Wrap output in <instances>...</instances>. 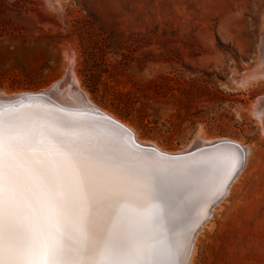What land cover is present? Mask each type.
Masks as SVG:
<instances>
[{
	"label": "rangeland",
	"instance_id": "rangeland-1",
	"mask_svg": "<svg viewBox=\"0 0 264 264\" xmlns=\"http://www.w3.org/2000/svg\"><path fill=\"white\" fill-rule=\"evenodd\" d=\"M263 41L264 0H0V91L37 93L66 70L162 150L233 140L246 169L193 264H264V132L249 108L264 98Z\"/></svg>",
	"mask_w": 264,
	"mask_h": 264
},
{
	"label": "snow or ice",
	"instance_id": "snow-or-ice-1",
	"mask_svg": "<svg viewBox=\"0 0 264 264\" xmlns=\"http://www.w3.org/2000/svg\"><path fill=\"white\" fill-rule=\"evenodd\" d=\"M210 147L146 151L107 117L39 95L0 105V264H188L207 215L199 177L210 171L219 199L243 163L239 145ZM193 203L201 213L181 228Z\"/></svg>",
	"mask_w": 264,
	"mask_h": 264
},
{
	"label": "bare ground",
	"instance_id": "bare-ground-1",
	"mask_svg": "<svg viewBox=\"0 0 264 264\" xmlns=\"http://www.w3.org/2000/svg\"><path fill=\"white\" fill-rule=\"evenodd\" d=\"M263 43H264V41H263ZM261 46H262V44H261ZM259 47H260V45H259ZM260 55H259V57H260V60H261V52L259 53ZM66 59V58H65ZM69 61H71V60H69ZM258 61V60H257ZM259 62V61H258ZM261 62H262V64H263V67H262V70H261V76H263L264 77V61H262L261 60ZM257 63V62H256ZM67 64V63H66ZM258 64V63H257ZM260 64V63H259ZM68 66V65H67ZM258 66V65H257ZM261 66V65H260ZM69 67V66H68ZM68 67H66V68H68ZM261 67H259V69H260ZM65 72H66V70H65ZM65 72H63V75H61V78L58 80V81H56V82H54L53 84H51V85H49V86H46V87H44L43 89H41L42 91H47L48 89H50V88H52V87H54V86H56V85H60V89H63V91H65V90H67V89H69V87H67V86H72V88L71 89H69V90H71V93L70 92H68V93H65V95H71V97L76 101L77 100V98H79V97H81V92H83V91H81V89H77V86L75 85V80H77L76 78H73L74 77V75L73 76H69V74H64ZM73 72V71H72ZM254 72V71H253ZM260 72V71H259ZM69 73V72H68ZM74 73V72H73ZM72 73V74H73ZM251 75H252V73H250ZM253 74H256L257 75V73H253ZM248 75V74H247ZM250 75V76H251ZM73 79H75V80H73ZM253 77H255V76H253ZM258 78H260V75L259 76H257ZM244 79V78H243ZM242 78H241V80H242V82L243 83H245V82H247L250 78H245L244 80H243ZM240 80V81H241ZM239 83V82H238ZM239 85H240V83H239ZM247 86V85H246ZM81 88V87H80ZM2 91V90H1ZM1 91H0V102H9V101H13V99L15 98V97H19V96H22V95H24V94H28V93H23V92H17V93H10V92H7V93H4V92H2V94H1ZM42 91H39V92H37V93H34V94H38V93H40V92H42ZM84 93V92H83ZM86 95H88V94H86ZM85 95V96H86ZM68 96V97H69ZM82 97L84 98V94H82ZM86 98V97H85ZM88 98V97H87ZM88 100V99H87ZM71 101V100H70ZM249 108H251V112L254 114V116L256 117V120H257V124H258V126H259V128L261 129L260 131H262V132H264V128H262V122H264V98H262V97H258V99L256 100V103L254 104V105H252V107H249ZM95 109H99V108H95ZM86 111V110H85ZM99 111V110H98ZM104 110H102V112L101 111H99V112H101V113H103V115H105L106 117H108V118H110L112 121H114L117 125H119V126H121V127H123V128H125V129H127L128 131H129V133L131 134V136H132V138L134 139V141H135V143L137 144V145H139L142 149H144V150H146V151H149V150H155V151H157V152H161V153H164V154H166V155H176V156H179V157H181V158H185V159H191L192 158V156H196V157H199L200 156V153L201 152H203V153H211V152H214V149L213 148H211L210 147V142H213V141H220V142H222V143H224V142H227V143H233V144H235L234 142H232L233 140H229V139H219V140H217V139H215V140H211L210 138H206V139H204V140H201V139H199V138H201V137H197L196 136V138L194 137V139H193V141H191V144H190V146L189 147H187V148H185V149H181V150H177V151H175V152H170V151H165V149L164 150H162V149H160V148H158V146H157V144L156 145H153V144H150L151 142L149 141V142H145V140L143 139V141H141V140H139V139H137L135 136L136 135H134V131H133V129L132 128H130L126 123H124V121L122 122V121H120V120H118V119H116V118H114V117H112L111 115H108L109 114V112L107 113V114H105L104 112H103ZM87 113H89V114H93L94 115V113H91V111L89 110V112L88 111H86ZM253 116V115H252ZM131 126V125H130ZM138 135V134H137ZM199 136V135H198ZM140 137V136H139ZM236 142V141H235ZM237 143H238V141H237ZM240 144H241V142H240ZM243 146V145H242ZM245 146V145H244ZM246 147V146H245ZM162 148H163V146H162ZM246 157H245V159H244V156H243V163H242V168H241V170L238 172V174L234 177V179L227 185V193H226V195L224 196V197H222L215 205V207L214 206H212V207H214L213 208V210H211V208H210V216H212V218L210 219V220H208V222H206L205 224H204V222L206 221H204L203 223H202V225H201V227L199 228L201 231H206L209 227H211L212 225H213V223H214V221H215V217H216V215H217V213H218V211L221 209V208H223V206L227 203V201H228V199H229V196H230V194H231V192H232V190L234 189V187H235V185L236 184H238L239 182H240V180L242 179V176H243V173H244V169H246L245 167H246V165H247V155H245ZM249 162V161H248ZM199 181L200 182H202V183H206V184H208L209 185V187H208V191H207V199H208V203H207V205H206V209H208V207L211 205V203L215 200V196H216V188L215 187H213L212 186V184H211V173H210V171H208V170H205L202 174H201V176L199 177ZM199 213H201V209H200V207L198 206V204L197 203H193L191 206H190V208L188 209V213H187V215H186V217L184 218V220L181 222V224H180V227L181 228H183V227H185V226H187L188 224H190L191 223V220L192 219H194ZM204 216H202V218H203ZM201 218V219H202ZM201 219L198 221V223L201 221ZM192 227H196V225L195 224H192L191 225ZM198 229V230H199ZM198 230L196 231V233H195V237H194V239H193V243H192V250H191V255L188 257V264H193V262H194V258H195V254H196V245L198 244V240H199V238L203 235L202 234V232H198Z\"/></svg>",
	"mask_w": 264,
	"mask_h": 264
},
{
	"label": "water",
	"instance_id": "water-1",
	"mask_svg": "<svg viewBox=\"0 0 264 264\" xmlns=\"http://www.w3.org/2000/svg\"><path fill=\"white\" fill-rule=\"evenodd\" d=\"M59 87H60V85H56V86L48 89L47 91H42L38 94H34V93L24 94L22 96L15 97L13 99V101H19L22 98L39 95L40 103H42L45 106L71 108V109H82V110H84V111L86 110L88 112L90 110L91 113H94V114L98 113L100 116L106 117L105 115H103V113H101L97 109H95V107L91 106L85 98L82 97V99H81L79 97L75 101L71 97V95L70 96L65 95V93H68V92L71 93V90H69V89H71L72 86H67V87H69V89H67L65 91H63V89H60ZM5 103H8V102H0V105H3ZM108 119H110V118H108Z\"/></svg>",
	"mask_w": 264,
	"mask_h": 264
}]
</instances>
